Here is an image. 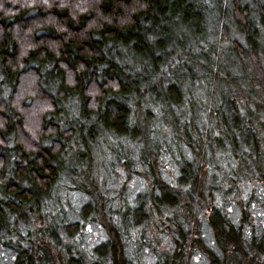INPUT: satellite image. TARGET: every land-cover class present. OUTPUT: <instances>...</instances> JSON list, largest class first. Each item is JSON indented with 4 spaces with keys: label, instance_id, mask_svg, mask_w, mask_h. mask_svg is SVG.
Wrapping results in <instances>:
<instances>
[{
    "label": "trees",
    "instance_id": "obj_1",
    "mask_svg": "<svg viewBox=\"0 0 264 264\" xmlns=\"http://www.w3.org/2000/svg\"><path fill=\"white\" fill-rule=\"evenodd\" d=\"M245 75L253 93L264 85V0H0V264H146L147 247L152 264H188L195 250L209 264H264V226L247 229L264 203V97L243 94ZM167 116L181 131L158 138ZM105 139L153 146L114 145L107 179L90 175ZM173 143L180 169L166 180L157 155ZM73 155L91 170L67 173ZM128 161L153 184L115 206L108 182ZM64 191L87 199L71 219ZM150 223L166 248L149 242ZM92 224L104 238L79 245Z\"/></svg>",
    "mask_w": 264,
    "mask_h": 264
},
{
    "label": "rangeland",
    "instance_id": "obj_2",
    "mask_svg": "<svg viewBox=\"0 0 264 264\" xmlns=\"http://www.w3.org/2000/svg\"><path fill=\"white\" fill-rule=\"evenodd\" d=\"M230 83L228 85L229 88H225V89H222L219 91H215L216 96H218L219 94H230L231 91H234L235 90L234 84L231 83V85H230ZM249 83H251V80L246 75H245V78L238 79V81H237V84H239V86L241 87L240 90L243 92V94L246 96L249 95L252 99L253 104L256 105V99L264 97V85L255 83V93H253V91H251L252 89H251V85ZM211 93H213L212 88L202 89L200 91V93H198L196 96L198 97L199 100L201 98H204L205 100L210 101L211 98L209 95ZM214 105L217 106L216 102H214ZM161 109L162 108H155V110L158 112V114L165 113V112L168 113L166 108H164L163 111H161ZM259 111H260V108H259ZM197 114H198L197 111H194L193 117L196 118ZM206 115H208V117L211 118L212 122H213L212 115H210L209 113H206ZM167 118L171 119L169 116H167ZM203 123H205V121ZM173 124H175V123L173 122L172 119L170 121H167L164 124H162L160 122H158V123L156 122L157 129L159 131V133L157 135L158 138H160L163 135H169V134H171L172 136H177L178 131H179V133L181 131V128H182L181 125L183 124V121H179L178 129L174 128ZM143 125L144 124H141L139 126V128H140L139 134L140 135H141V131L145 130V126H143ZM104 142L103 143L100 142V145L97 146L96 151H95V155H93V160L90 162V164L93 167L92 171L90 172V175H92V176L104 175L105 178H107V179H109V175H108L109 168L115 161L114 155L110 151V149L115 148L114 145L116 146L119 144V147H120L121 145L126 144L125 146H128L129 148H132L135 151H137L136 152L137 156H140L143 154H145V156L150 155L151 154L150 151L152 150V146H153V144L151 142L148 145L143 144L142 146H140L137 143H135L134 141H130V140H126V139L119 140L118 142L113 141L111 139H105ZM126 149H127V147H126ZM167 149H168L167 151L169 152V154L159 152V155H157L159 165L163 166L166 180L169 179L170 177H173L174 175L178 174V172H179V169H180L179 166L180 165L174 159V156L171 153L172 152L176 153L177 151H179V149H181V146L177 145L176 143H173L171 146H167ZM78 150H79V152H84L85 148H78ZM184 152H185V150H184ZM261 152L264 153V147L263 146L261 147ZM74 157L75 156L73 155V156H71V158L65 157L62 160L64 166H68L67 173L70 171L71 168H76V167L81 168V170L83 172L88 171V169L91 170V166L88 163L87 156L85 159H82L80 161V166L76 162V159H74ZM234 166L236 167V165H234ZM114 167L118 170V173H116L113 177L114 182H113V180L108 182L110 184L108 196H109V198L113 199L112 200L113 205L116 206V204H118L122 201L128 203V201L130 202V201L134 200L135 199L134 197L137 194L145 193V192L150 190V188H151L150 183L153 184V182L150 180H147L148 175L145 174V171H144L143 167L139 165V162L135 163V162L128 161V163H127L128 168L123 166L122 164H119V163L117 165H115ZM119 173L121 174V177L119 176ZM257 188H260V187L258 186ZM263 196H264V194H263ZM64 199H66V201L69 203V205H67V207L69 209V212H68V216L70 217L69 219L74 217L76 210H78V208L81 205H83L85 203V201L87 200L84 197V195L78 191H64ZM240 200H241L240 196H235V195L231 196L228 200V202H229L228 206L226 205V209H228V211H227L228 216L231 217L234 221L237 220V218L241 216L242 206L240 204ZM254 201L255 202H253L251 205V211H252V215H253V212H255L256 214H255V216L251 215V217H249L247 219V220H249V226H247V229H249V230L251 229V224L254 225L256 230H259L261 225L264 226V206H263L264 203H263V200H259L258 197H255ZM70 203H71V207H70ZM150 224H149L150 226H148V228L146 229V234L148 236L149 242H151L153 245H155V247L160 246L162 248H166L161 243L159 245V243L156 242V240H158V239H155V237H157V233L159 235L162 232L164 227H162V226L158 227V224L157 225H154L152 223H150ZM160 229H162V230H160ZM199 229L201 230L203 235L205 234L204 238L207 240V242H209L212 245L214 242H213V237L210 236L211 230H210L209 226L206 223L201 222ZM84 232H85V234L82 237H79V239H78V241L80 242L79 245L88 246L89 243H91V244L97 243L101 239H103L105 236V233L102 231L100 226H98L96 224L90 225L89 229H86ZM169 236L170 235L168 232L164 233L162 235V237L160 235L161 239H163V240H160V242L161 241L162 242L167 241L169 239L168 238ZM193 252L194 253H193V255L190 256L188 264H209L210 261H209L208 254H206L205 252H203L201 250H195ZM152 255H154V253H152V249H148V247L146 248V250H144V252H142V257L146 261V264H152L151 263Z\"/></svg>",
    "mask_w": 264,
    "mask_h": 264
}]
</instances>
